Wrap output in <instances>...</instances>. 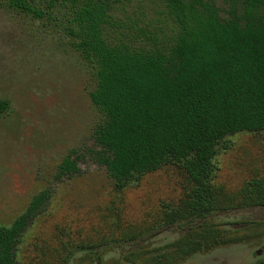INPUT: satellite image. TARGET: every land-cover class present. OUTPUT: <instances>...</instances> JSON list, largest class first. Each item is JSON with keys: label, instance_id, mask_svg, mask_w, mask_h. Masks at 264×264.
I'll return each instance as SVG.
<instances>
[{"label": "trees", "instance_id": "1", "mask_svg": "<svg viewBox=\"0 0 264 264\" xmlns=\"http://www.w3.org/2000/svg\"><path fill=\"white\" fill-rule=\"evenodd\" d=\"M126 1L0 0L35 20L61 14L72 48L92 70L94 160L117 189L166 164L186 174L190 190L162 223H198L173 251L145 261L171 264L219 242L207 222L224 209L213 186L220 144L237 133L264 132V0H226V18L212 0H148L150 12L139 13L127 11ZM8 108L0 100V115ZM82 156L70 150L54 180L77 175ZM50 195L39 192L0 227V264H17L19 238ZM242 202L264 207V182L249 183Z\"/></svg>", "mask_w": 264, "mask_h": 264}, {"label": "rangeland", "instance_id": "2", "mask_svg": "<svg viewBox=\"0 0 264 264\" xmlns=\"http://www.w3.org/2000/svg\"><path fill=\"white\" fill-rule=\"evenodd\" d=\"M212 1L226 18V0ZM147 4L127 0L125 8L150 12ZM93 85L61 14L35 20L0 2V100L9 105L0 115V227L10 226L39 192L51 194L19 238L17 264H147L159 250L173 251L198 223H162L191 187L178 166L163 165L117 189L96 163ZM72 149L83 154L80 172L55 181ZM213 163L224 209L207 223L219 242L171 264H264V207L242 202L249 183L264 182V132L226 137Z\"/></svg>", "mask_w": 264, "mask_h": 264}]
</instances>
